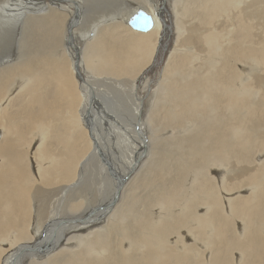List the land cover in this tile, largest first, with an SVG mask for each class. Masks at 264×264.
Here are the masks:
<instances>
[{
  "label": "bare ground",
  "instance_id": "obj_1",
  "mask_svg": "<svg viewBox=\"0 0 264 264\" xmlns=\"http://www.w3.org/2000/svg\"><path fill=\"white\" fill-rule=\"evenodd\" d=\"M0 7V264H264V0Z\"/></svg>",
  "mask_w": 264,
  "mask_h": 264
},
{
  "label": "rangeland",
  "instance_id": "obj_2",
  "mask_svg": "<svg viewBox=\"0 0 264 264\" xmlns=\"http://www.w3.org/2000/svg\"><path fill=\"white\" fill-rule=\"evenodd\" d=\"M15 3H17V4H21V5H24L25 3L24 2H21V1H18V2H15ZM30 6H33V5H31V4H29ZM1 8V7H0ZM33 8H30L29 10H32ZM6 10V11H5ZM8 9H3L2 10V8L0 9V19H2L1 21L4 23V20H5V17H7L8 16V14H12V13H15V14H17L16 12H14V11H9ZM16 11V10H15ZM23 11V9L22 10H20L18 13H20V12H22ZM23 20H24V17H22V18H20V19H18L17 21H14V22H12V23H10V24H8V25H6V23H4L5 25H6V27L4 28V30H9V29H11L12 27H14L13 29H12V31L15 33V34H19L20 32H21V24H22V22H23ZM85 21L83 20L82 21V23H81V27L83 28V27H87L86 25H85V23H84ZM3 23H0V24H3ZM4 24L2 25L3 27H4ZM23 26H25L26 27V24H24ZM82 30V29H81ZM80 30V33H82V31ZM142 33H145V32H142ZM83 38V37H82ZM82 38L81 37H79L78 39H79V43L80 44H83V40H82ZM156 70H158V67L157 68H155V69H153V70H151V71H148V73H149V75L152 77V75L154 74L153 72L154 71H156ZM104 77H114V76H104ZM104 79H106V78H104ZM127 79V78H126ZM110 80H111V85L113 84V85H115L114 87L112 86V87H109L110 88V92H111V94H113L112 96H115L114 98V100L116 101H118V100H120L119 98H122V94H121V91L118 89V88H116L117 86H116V84H117V82L119 81V79H116V80H112V78H110ZM109 80V81H110ZM120 80H124V85L123 86H128L127 85V83H128V81H129V79H127V80H125V79H120ZM120 88V87H119ZM126 90L128 89L127 87H124ZM117 96H120L119 98L117 97ZM111 106V105H110ZM130 108V106H128V105H126V107H124L125 109H127L126 111H128L129 112V108ZM110 108V107H109ZM119 108V107H118ZM149 108H150V103L148 104V108H147V111H145V115H149L148 114V111H149ZM123 110V109H122ZM125 111V110H124ZM126 114H128V113H126ZM110 115H114L116 118H117V120L115 119V121L116 122H119V123H121L122 121V119H125V116L124 115H116V114H106V116L107 117H109ZM120 116H122L123 118H121ZM149 124V123H148ZM165 132V131H164ZM148 134V135H147ZM147 138L150 136V134L147 132ZM31 144H33L34 145V147H37V143L36 144H34L33 142L31 143ZM151 153V152H150ZM260 160V158H259V156H257L256 158H255V160ZM258 162V161H257ZM91 164H94V163H91ZM91 171H93L92 169H91V167L89 168ZM86 177H92L93 175L92 174H86L85 175ZM117 179V180H116ZM119 179H121V180H119ZM94 181H95V178L93 179ZM92 180V181H93ZM127 180V179H126ZM125 180V178H120V177H115V181H116V184H114V185H118V187H123V186H125L126 185V183L128 182V181H126ZM125 181V182H124ZM118 182V183H117ZM121 182V183H120ZM93 185V184H92ZM78 191V193L77 194H81L82 193V190H77ZM115 191V192H114ZM113 192H110L109 194H110V198H112V199H110L109 201V203H112V202H115V204H114V206L117 204V199L119 198V196H118V189L116 190H114ZM114 193V194H113ZM116 193V194H115ZM115 195V196H114ZM117 195V196H116ZM112 196V197H111ZM106 200H108V198L106 199ZM108 204V203H107ZM107 204H105V205H107ZM102 208V209H101ZM96 209V208H95ZM100 211H105V207L102 205V206H100L99 205V208H97L96 210H94V212L92 211V217L94 218L95 216H97L99 213L98 212H100ZM47 227V225L46 224H44L43 226H42V229H44V228H46Z\"/></svg>",
  "mask_w": 264,
  "mask_h": 264
},
{
  "label": "water",
  "instance_id": "obj_3",
  "mask_svg": "<svg viewBox=\"0 0 264 264\" xmlns=\"http://www.w3.org/2000/svg\"><path fill=\"white\" fill-rule=\"evenodd\" d=\"M127 24L133 30L140 31V32H146V31H149L153 27L154 21H153L152 16L149 13H147L145 10L138 9L131 15V17L127 21ZM164 27L167 28V30H170V27H167L166 22H163V29H165ZM165 48L166 46H164V50ZM163 56L164 54H162L159 59L160 63L163 60ZM76 75L79 77V79L82 78L78 68H76Z\"/></svg>",
  "mask_w": 264,
  "mask_h": 264
}]
</instances>
